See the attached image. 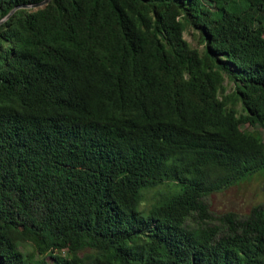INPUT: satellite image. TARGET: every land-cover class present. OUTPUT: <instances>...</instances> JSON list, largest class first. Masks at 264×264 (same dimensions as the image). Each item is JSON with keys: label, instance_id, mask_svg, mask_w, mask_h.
I'll return each mask as SVG.
<instances>
[{"label": "trees", "instance_id": "1", "mask_svg": "<svg viewBox=\"0 0 264 264\" xmlns=\"http://www.w3.org/2000/svg\"><path fill=\"white\" fill-rule=\"evenodd\" d=\"M42 1L0 0V264H264L208 201L264 188V0Z\"/></svg>", "mask_w": 264, "mask_h": 264}, {"label": "rangeland", "instance_id": "2", "mask_svg": "<svg viewBox=\"0 0 264 264\" xmlns=\"http://www.w3.org/2000/svg\"><path fill=\"white\" fill-rule=\"evenodd\" d=\"M184 37L190 43L192 48L197 49L199 52H203L206 42L203 40L202 35L193 27L186 25L184 30ZM225 93L232 92L233 84L226 75L224 79ZM237 108L242 111L241 103H237ZM242 128L248 130L250 127L242 125ZM264 137V130H261ZM149 196V193L147 194ZM212 214H219L228 210H233L238 213L246 214L254 205L264 202V188H263V176L256 174L241 181L228 189L211 194L208 198Z\"/></svg>", "mask_w": 264, "mask_h": 264}, {"label": "water", "instance_id": "3", "mask_svg": "<svg viewBox=\"0 0 264 264\" xmlns=\"http://www.w3.org/2000/svg\"><path fill=\"white\" fill-rule=\"evenodd\" d=\"M51 0H44L42 2H40L39 4H37V6H44L46 4H48Z\"/></svg>", "mask_w": 264, "mask_h": 264}]
</instances>
